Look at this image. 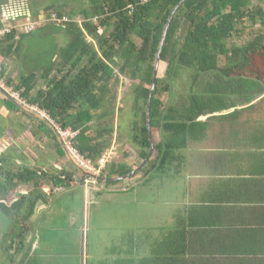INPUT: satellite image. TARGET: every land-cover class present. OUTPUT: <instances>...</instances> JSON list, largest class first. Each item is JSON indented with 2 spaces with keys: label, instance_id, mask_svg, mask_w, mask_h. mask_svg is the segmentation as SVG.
Returning <instances> with one entry per match:
<instances>
[{
  "label": "trees",
  "instance_id": "1",
  "mask_svg": "<svg viewBox=\"0 0 264 264\" xmlns=\"http://www.w3.org/2000/svg\"><path fill=\"white\" fill-rule=\"evenodd\" d=\"M44 2V13H37V5V10L31 9L35 5L31 1L24 10L25 16L32 13L35 21L40 22L43 17L48 19L28 31L16 25L9 27L0 37V58L19 59L23 46L25 57L27 35L36 29L51 35L64 29L67 46L55 47L47 67L34 72L20 68L17 84L5 77L6 85L59 129L77 133L74 148L95 167L114 149L116 141L121 142L125 130L139 153L140 164H112L102 173L106 179L130 176L144 165L153 148L151 160L133 178L145 171L146 178L155 173L171 175L173 171L182 175L186 172L189 140H201L206 123L227 110L228 105H234L233 99L248 105L264 96V0H67L61 9L55 1ZM9 3L0 0V7ZM167 26L151 104L150 129L148 103ZM164 64L167 70L161 75ZM182 72L191 77L189 96L180 105H172L174 85ZM0 76L4 78L5 73L0 72ZM123 77L139 84L132 87L129 96L133 98L131 109L123 103L132 120L125 115L121 123L118 115L124 108L118 110L117 106ZM38 78L44 81V89L36 90ZM0 94L2 101L8 102L9 111L20 113L25 120L31 118L12 99ZM163 97L165 101H161ZM37 124L33 137L38 140L42 134L39 128L48 126ZM52 132L54 149L60 158L67 157L58 135ZM0 133L5 132L0 129ZM37 153L44 154L39 143ZM13 161L6 155L0 156V214L13 228L7 241H15L14 257L30 240L32 218L37 210L48 206V198L52 200L62 188L72 187L77 180L75 173L62 169L54 174L52 170L16 165ZM103 177L97 182L103 183ZM89 180L82 173L81 183ZM24 188L26 194L21 192ZM11 195L17 198L8 202ZM166 253L169 255L171 250Z\"/></svg>",
  "mask_w": 264,
  "mask_h": 264
},
{
  "label": "rangeland",
  "instance_id": "2",
  "mask_svg": "<svg viewBox=\"0 0 264 264\" xmlns=\"http://www.w3.org/2000/svg\"><path fill=\"white\" fill-rule=\"evenodd\" d=\"M31 1L35 3L34 7L30 6L31 9H34L37 5L40 10L35 8L37 13H44L41 11L46 5L44 0ZM31 1L9 0L11 3L3 6V8L0 7V24L2 25L0 35H2L4 29H9L13 25L22 27L21 29L27 31L32 30L37 24L48 19L43 17L41 18L42 22H40L39 19L35 21L36 19L32 13L30 16H25L24 10ZM52 1H55L54 4L60 5L59 8L61 9L62 4L67 0ZM83 1L86 2V0ZM48 3L52 4V2ZM63 9L66 11L65 8ZM11 17L13 20H9ZM57 45L59 48L67 46L64 29L55 35L46 33L43 29H36L27 35V53L25 57L23 55L25 46H23L19 50V59L0 58V72L5 73L4 78L0 76V86H4L3 89L12 97L18 98L22 106L26 108L25 114L31 117L25 120L20 113L9 111L8 102L2 101L0 94V129L5 132L0 133V156L6 155L11 162L15 159L17 162L14 163L13 161V164L18 165L20 163L29 167H39L42 170H52L54 174H58L57 170L60 169L75 173L77 182H74V185L68 189L62 188L58 193L55 190L54 193L57 194L53 196L52 200L48 198V206L37 210L32 218L34 220L33 233L28 236L32 240L25 242L24 247L17 251V256H12L16 253V245L14 240L10 242V231L13 230L11 223L0 214V264H102L103 260L101 259L111 258L116 252H121L123 246H116V244L119 242L124 243V241L132 238L134 234L145 230L146 227L142 225L149 219L147 217L148 211L152 210L151 217L161 211L154 209H164L160 207V203H174L156 202L157 199L160 201L167 200L172 193H174V197H178V194L187 192V186L183 183L189 173L184 171L182 173H185L184 175H178L177 172L173 173V171L171 175L155 173L150 178H146L145 171L136 178H130L132 183L130 179H127L112 185H108L104 180L103 183L89 180V182L82 184V173L75 169L67 159L68 157L60 158L54 149L55 138L53 136L55 134L52 130H49L51 128L43 126L39 128L42 133L40 134L41 137L38 140L33 137V132L39 127L36 126L38 125L37 122L41 121L29 115L27 111L29 110L33 114L34 111L40 112L18 97L13 88H8L5 77L11 78L17 84L21 76L20 68L24 69L26 67L27 70L34 72L39 67H47L53 59V52ZM22 56L24 59H22ZM166 70L167 66L162 65L161 75L165 74ZM41 73L42 71L37 72L38 75ZM121 82L117 109L119 110L122 106L124 108V111L118 115L119 121L122 123L125 115H129V121L132 120V114H130V111L128 113L127 110L128 107L131 109L133 103V98L129 96L132 94V87L138 85L139 82H132L124 77L121 78ZM190 84V74L182 72L174 85L175 95L172 99V105H180L183 99L188 98ZM35 88L36 90L44 89V81L38 78L35 81ZM165 100L164 97L161 99V101ZM123 103L127 105V109H125ZM123 132L124 137L121 142L116 141V146L110 151L114 156L108 169L112 164H137L139 161V153L129 142L126 131ZM44 134L53 139H49ZM42 138H46V141ZM47 140H50V142ZM47 142L49 143L47 144ZM38 143L40 150L44 152L43 155L37 153ZM20 155H23V157H20ZM51 159H55L57 163L52 162ZM103 172L105 170L100 171L99 174H90L102 178ZM87 173L89 174V172ZM168 176L172 178L170 179ZM174 178L179 180L175 181ZM148 180L151 182L147 183ZM175 187L177 188L175 189ZM31 189L32 186L30 185ZM21 192L26 194L28 191L24 188ZM15 198H17L15 195H11L8 202L13 201ZM177 204L178 201H176V206ZM8 238H10L9 241H7Z\"/></svg>",
  "mask_w": 264,
  "mask_h": 264
},
{
  "label": "crops",
  "instance_id": "3",
  "mask_svg": "<svg viewBox=\"0 0 264 264\" xmlns=\"http://www.w3.org/2000/svg\"><path fill=\"white\" fill-rule=\"evenodd\" d=\"M233 101L189 140L187 192L102 264H264V96Z\"/></svg>",
  "mask_w": 264,
  "mask_h": 264
},
{
  "label": "water",
  "instance_id": "4",
  "mask_svg": "<svg viewBox=\"0 0 264 264\" xmlns=\"http://www.w3.org/2000/svg\"><path fill=\"white\" fill-rule=\"evenodd\" d=\"M172 20V18L170 19V21ZM168 27L165 29V32H164V35H163V39H162V42H161V45H160V49H159V53H158V56H157V60H156V66H155V75H154V82H153V86H152V90H151V93H150V98H149V103H148V110H147V116H148V127L150 128V112H151V104H152V98H153V94H154V90H155V87H156V80H157V77H158V69H159V64H160V58H161V53H162V49H163V46L165 44V39H166V36H167V31H168ZM0 92L5 94L7 97H9L10 99L13 100V103L18 105L22 110H26V108L24 106H22V104L20 102H18L16 99H14L10 94H8L1 86H0ZM27 113L29 115H31L32 117L36 118V119H39L42 123H45L49 128H51L53 131H55V133L57 134L56 132V129L54 128V126L52 125V123L42 114V113H37V111L35 112L34 111V114L31 113L29 110L27 111ZM151 129V128H150ZM59 137V136H58ZM60 139V138H59ZM60 142H61V145L68 157V159L83 173L85 174V176L89 177V178H95V179H101V178H98V177H95L93 176L92 174H88L85 170L81 169L78 167L77 163L73 160V158L69 155V152L67 150V148L65 147L63 141H61L60 139ZM154 154V148H153V151L151 153V155L149 156L148 160L144 163V165L142 167H140L137 171L133 172L130 176L126 177V178H112V179H106L104 178L103 180L105 181H110V180H113V181H116V180H125V179H129V178H133L135 177L138 173H140L144 167L147 165V163L151 160L152 156Z\"/></svg>",
  "mask_w": 264,
  "mask_h": 264
},
{
  "label": "built area",
  "instance_id": "5",
  "mask_svg": "<svg viewBox=\"0 0 264 264\" xmlns=\"http://www.w3.org/2000/svg\"><path fill=\"white\" fill-rule=\"evenodd\" d=\"M144 1H147V0H144ZM53 20L58 21V19L55 17H53ZM63 21H65V19ZM8 31H9L8 29H4L3 33H2V35H0V37L3 36L4 33L8 32ZM1 87L4 88V86H1ZM15 94L18 97H20V95L18 93H15ZM16 99H18V98H16ZM57 129H58L59 136L62 139L65 147L67 148L70 156L77 163L79 168L85 170L86 172H89V174L90 173L99 174L100 171L106 170L108 168V166L113 162L114 154L112 152H109L101 159V161L98 162V167H95L90 161H88L84 157H82L78 153V151L74 148L73 141L76 139L78 134L74 133L72 131H62L58 127H57ZM90 180H93V179L90 178ZM87 182H89V181H87Z\"/></svg>",
  "mask_w": 264,
  "mask_h": 264
},
{
  "label": "clouds",
  "instance_id": "6",
  "mask_svg": "<svg viewBox=\"0 0 264 264\" xmlns=\"http://www.w3.org/2000/svg\"><path fill=\"white\" fill-rule=\"evenodd\" d=\"M19 94V93H18ZM20 95V94H19ZM14 98V97H13ZM21 98V97H20ZM14 99H16V98H14ZM16 100H18V99H16ZM19 102H20V100H18ZM41 113V112H40ZM43 114V113H42ZM45 115V114H44ZM46 116V115H45ZM46 118L51 122V120L46 116ZM52 123V122H51ZM52 125L54 126V128L56 129V132H57V135L59 136V133H58V129H57V126L54 124V123H52ZM59 138H60V136H59ZM61 139V138H60ZM61 141H62V139H61ZM70 155V154H69ZM96 177V176H95ZM91 179H93L94 181H96L97 182V179H95V178H91Z\"/></svg>",
  "mask_w": 264,
  "mask_h": 264
}]
</instances>
